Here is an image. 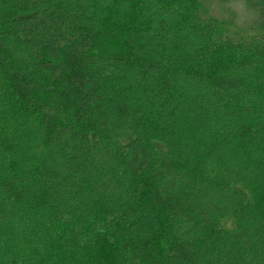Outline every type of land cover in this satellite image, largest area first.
I'll use <instances>...</instances> for the list:
<instances>
[{
    "label": "trees",
    "instance_id": "16d2710c",
    "mask_svg": "<svg viewBox=\"0 0 264 264\" xmlns=\"http://www.w3.org/2000/svg\"><path fill=\"white\" fill-rule=\"evenodd\" d=\"M0 264H264V0H0Z\"/></svg>",
    "mask_w": 264,
    "mask_h": 264
},
{
    "label": "rangeland",
    "instance_id": "374dc122",
    "mask_svg": "<svg viewBox=\"0 0 264 264\" xmlns=\"http://www.w3.org/2000/svg\"><path fill=\"white\" fill-rule=\"evenodd\" d=\"M231 5H233L235 7V9L237 10V12H239V14L241 15H247L248 13L246 12V10L244 9V7L242 6L241 2L239 3H230ZM224 227L227 228H233L235 226V222L233 219H227L224 223H223Z\"/></svg>",
    "mask_w": 264,
    "mask_h": 264
}]
</instances>
